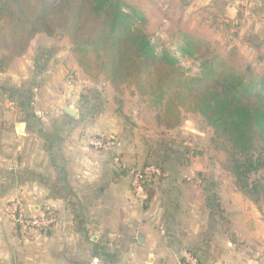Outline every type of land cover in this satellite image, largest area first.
Returning a JSON list of instances; mask_svg holds the SVG:
<instances>
[{"label": "crops", "instance_id": "1", "mask_svg": "<svg viewBox=\"0 0 264 264\" xmlns=\"http://www.w3.org/2000/svg\"><path fill=\"white\" fill-rule=\"evenodd\" d=\"M55 64L63 77L48 66L41 71L53 81L50 97L39 98L31 78L42 74L27 70L14 80L18 87L25 81V95L8 100L20 119L0 137V264H183L184 252L199 264H264V207L245 197L223 166L215 171L210 159H200V141L185 142L190 161L155 181L151 196L138 203L129 170L146 164L143 145L124 137L117 115L83 112L77 82L68 87L62 71L68 67L60 59ZM20 66L17 61L13 70ZM36 101L42 110L33 109ZM68 106L76 116L64 112ZM104 135L118 136L122 148L95 150L90 139ZM116 152L122 166L114 163ZM15 197L30 216L53 214L52 229L14 226L2 207Z\"/></svg>", "mask_w": 264, "mask_h": 264}, {"label": "trees", "instance_id": "2", "mask_svg": "<svg viewBox=\"0 0 264 264\" xmlns=\"http://www.w3.org/2000/svg\"><path fill=\"white\" fill-rule=\"evenodd\" d=\"M147 26L144 13L126 0H0V73L25 55L37 35L68 39L90 80L104 78L119 94L133 89L164 130L179 128L183 113L199 115L223 140L229 158L223 168L236 188L264 207V179L259 177L264 173V75L239 70L231 58L191 34H182L179 57L160 50ZM182 60L199 62L198 74L190 75ZM26 98L30 101L31 95ZM155 145L156 162L147 165L159 167L163 177L185 161L174 141L161 139ZM183 147L188 153L189 147ZM152 185L146 189L149 196ZM182 263L187 264L183 258Z\"/></svg>", "mask_w": 264, "mask_h": 264}, {"label": "rangeland", "instance_id": "3", "mask_svg": "<svg viewBox=\"0 0 264 264\" xmlns=\"http://www.w3.org/2000/svg\"><path fill=\"white\" fill-rule=\"evenodd\" d=\"M126 1L144 13L148 19L147 32L152 42L160 50L167 49L179 57L178 44L182 34H191L209 43L211 48L222 57L231 58L239 70L244 71L250 68L255 76L264 75V5L254 2L249 7L245 5L244 0ZM41 37L31 42L27 52L23 55L24 57L17 58L8 70L0 73L1 139L6 137V127L9 124L15 127L20 119L12 113L13 110L8 100H17L19 96L25 95L22 92L25 81L20 80L22 82L21 88L16 85L19 82L14 80L19 81L22 74H25L27 70L34 73L38 72L42 75L31 78L34 81L33 85L39 87L36 93L39 94V98L41 96L50 97L53 81L47 80L48 76L41 71H43V66L46 68L48 66V73L63 77L59 73L60 67L57 68L58 65L55 64L60 59L64 61V66L68 67V69H62L66 74L64 76L66 82L69 84L67 86L71 87L74 82H77L75 85L77 90L72 88L81 94V102L77 106L85 113L107 112L111 115H117V118L120 117L125 128L124 137L127 139L131 136L138 138L144 147V159L146 161L144 166L150 162H156L157 154L155 151L157 148L155 143L161 139L174 141L177 144L176 149L182 153V159L187 161L191 159V151L188 150L187 153L184 150L185 142L193 144L194 141H200V149H203L202 153H204L200 159H210L208 162V167L211 166L210 169L220 171L221 166L224 167L227 164L229 158L223 149L224 144L221 142L223 140L215 137L213 130L205 124L199 115L183 113L180 127L166 131L157 125L155 112L149 109L145 99L135 94L133 89H125L119 94L104 78L93 81L81 69L82 74L74 70L71 67L73 65L71 61L74 57L68 39L53 40L47 38L45 34ZM58 56L59 58H57ZM36 59L39 63L38 68L35 65ZM47 59L48 63H46ZM31 60H34L33 65ZM17 61H21V66L13 70ZM32 66H35V70ZM181 66L190 75H196L199 72V62L197 61L182 60ZM87 96L93 97V102H90ZM37 103L36 101V105L33 106L34 110L40 108ZM110 136L121 141L116 135ZM184 152L186 153L184 154ZM144 166L136 169H141ZM259 177L264 179V173H261Z\"/></svg>", "mask_w": 264, "mask_h": 264}, {"label": "built area", "instance_id": "4", "mask_svg": "<svg viewBox=\"0 0 264 264\" xmlns=\"http://www.w3.org/2000/svg\"><path fill=\"white\" fill-rule=\"evenodd\" d=\"M91 146L103 153L118 151L121 149L122 143L114 136L110 137H92L90 139ZM114 163L122 166L120 152H116ZM131 178V191L135 200L143 204L146 199V189L149 185L163 176L161 169L155 165H146L141 169L129 170ZM2 213L16 227L24 230L48 231L56 223V217L51 213L42 216H30L26 212L25 204L19 197L9 200L3 207ZM182 258L187 264H198V259L190 252H184Z\"/></svg>", "mask_w": 264, "mask_h": 264}, {"label": "water", "instance_id": "5", "mask_svg": "<svg viewBox=\"0 0 264 264\" xmlns=\"http://www.w3.org/2000/svg\"><path fill=\"white\" fill-rule=\"evenodd\" d=\"M64 112L69 114V115H71V116H76L77 115V112L74 109H72L71 107H69V106L64 108ZM25 129H26V123H21L19 125L20 133H24Z\"/></svg>", "mask_w": 264, "mask_h": 264}]
</instances>
